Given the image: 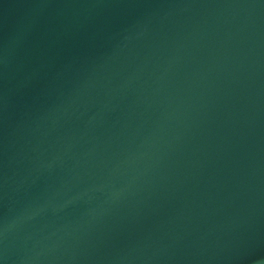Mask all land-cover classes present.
I'll return each instance as SVG.
<instances>
[{"label": "water", "instance_id": "obj_1", "mask_svg": "<svg viewBox=\"0 0 264 264\" xmlns=\"http://www.w3.org/2000/svg\"><path fill=\"white\" fill-rule=\"evenodd\" d=\"M0 264H264V0H0Z\"/></svg>", "mask_w": 264, "mask_h": 264}]
</instances>
